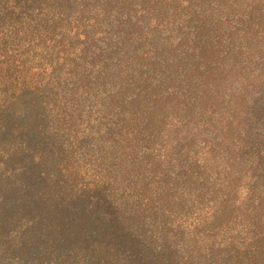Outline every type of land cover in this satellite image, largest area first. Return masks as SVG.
Listing matches in <instances>:
<instances>
[{"label":"trees","instance_id":"1","mask_svg":"<svg viewBox=\"0 0 264 264\" xmlns=\"http://www.w3.org/2000/svg\"><path fill=\"white\" fill-rule=\"evenodd\" d=\"M0 264H264V0H0Z\"/></svg>","mask_w":264,"mask_h":264},{"label":"rangeland","instance_id":"2","mask_svg":"<svg viewBox=\"0 0 264 264\" xmlns=\"http://www.w3.org/2000/svg\"><path fill=\"white\" fill-rule=\"evenodd\" d=\"M99 76H95V78H91V79H87V78H84V77H80V84H81V88L82 89H84V88H88V86H92V84L93 83H95V82H99V83H102V84H107V83H112V86H113V88L114 89H118V88H120L121 87V82H120V80L119 79H113V78H111V77H108V78H106V79H104V80H100V79H97ZM108 79V81H105V80H107ZM81 97H82V99H84V96H85V94H81L80 95Z\"/></svg>","mask_w":264,"mask_h":264}]
</instances>
